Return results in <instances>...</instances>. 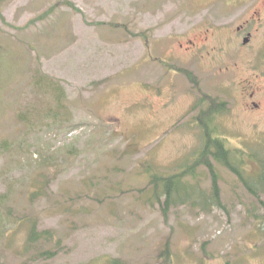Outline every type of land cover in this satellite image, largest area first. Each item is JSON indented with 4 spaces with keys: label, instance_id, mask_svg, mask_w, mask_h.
Wrapping results in <instances>:
<instances>
[{
    "label": "rangeland",
    "instance_id": "374dc122",
    "mask_svg": "<svg viewBox=\"0 0 264 264\" xmlns=\"http://www.w3.org/2000/svg\"><path fill=\"white\" fill-rule=\"evenodd\" d=\"M61 1L0 0L1 263L264 264V193L214 161L221 204L200 165L165 221L145 173L194 161L212 98L227 147L263 140L264 0Z\"/></svg>",
    "mask_w": 264,
    "mask_h": 264
},
{
    "label": "trees",
    "instance_id": "16d2710c",
    "mask_svg": "<svg viewBox=\"0 0 264 264\" xmlns=\"http://www.w3.org/2000/svg\"><path fill=\"white\" fill-rule=\"evenodd\" d=\"M61 2L70 7L76 8L75 4L71 0H63ZM56 6V4L53 5V7L51 6L42 15L38 16L35 19V22H37L38 20H44L45 18L49 17L50 14L55 10ZM31 22L35 23L33 20ZM192 76L193 75L189 73V77L191 78ZM61 94L62 91L59 92L58 101H60L64 97V94ZM225 104V102H220L218 106L208 108L203 111L200 117V122L203 126V146L194 154V161L188 167L172 175H160L155 172L154 168H152L151 171L150 166L146 163L145 173L150 178L151 187V194L149 195L147 200L153 203L155 201V198L160 201L161 196H165V201L161 203V211L164 215L165 221L168 220V210L170 206L176 203L185 204L189 202L188 199L190 198V195L182 189L185 187V183H183L182 180L187 175L193 176L196 169L200 165H203L211 173L213 179V203L217 205L221 204L219 187L220 174L216 169L214 161L235 174L236 177L249 190L250 194L257 200L259 198L262 201L261 194L264 193V137L260 136L263 139L260 141V144L255 145V147L254 145L252 146L254 147L253 149L251 148L253 153H251V151H249L248 153L246 151H236V153L234 150H231L229 147H227L225 140L226 138L219 135V132L215 129V126H211V123L209 122L214 115V108L217 110L222 109L223 107H225ZM132 151L133 149H131V142L129 141L125 152L128 153ZM238 153H240V155ZM250 167L251 170L249 169ZM41 189L43 188H40V190ZM183 192H185V195L182 194ZM195 202H197V200H195L193 203ZM250 213L251 212H249V214ZM253 217V224H257V226L260 228L264 223L263 217L258 216V214L256 215L255 212H253ZM50 235H53V233L49 230L39 231L37 229V225L34 224L29 229V237L27 243H35L38 240V237H49ZM168 249L169 244L167 243L161 249L160 258L162 261L159 259V262L157 264H169L174 260L172 257H170ZM48 252L49 251H46L43 254H46ZM245 259V257H241V260L242 262H244V264H249L247 260L243 261ZM227 263H230V261H228ZM0 264H2L1 261ZM110 264H119V260H112Z\"/></svg>",
    "mask_w": 264,
    "mask_h": 264
},
{
    "label": "flooded vegetation",
    "instance_id": "af4514ba",
    "mask_svg": "<svg viewBox=\"0 0 264 264\" xmlns=\"http://www.w3.org/2000/svg\"><path fill=\"white\" fill-rule=\"evenodd\" d=\"M245 28H246V26H245V24L244 25H241L240 27H239V29L241 30V31H245ZM250 34V33H249Z\"/></svg>",
    "mask_w": 264,
    "mask_h": 264
},
{
    "label": "water",
    "instance_id": "95a60500",
    "mask_svg": "<svg viewBox=\"0 0 264 264\" xmlns=\"http://www.w3.org/2000/svg\"><path fill=\"white\" fill-rule=\"evenodd\" d=\"M245 41H247V39Z\"/></svg>",
    "mask_w": 264,
    "mask_h": 264
}]
</instances>
